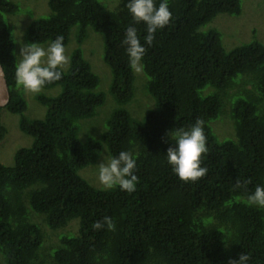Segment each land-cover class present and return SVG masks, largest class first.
<instances>
[{"label": "trees", "instance_id": "1", "mask_svg": "<svg viewBox=\"0 0 264 264\" xmlns=\"http://www.w3.org/2000/svg\"><path fill=\"white\" fill-rule=\"evenodd\" d=\"M125 3L117 0L106 8L100 0H47L48 14L31 20L26 42L62 35L66 45L77 26V46L62 79L44 87L59 86V92L35 94L45 111L28 118L14 81V37L4 17L19 5L0 0V63L10 94L0 111L19 115V130L31 137L11 165L0 162V263L227 264L245 252L250 264H264V209L245 202L264 184V43L252 40L226 50L216 29L201 30L219 13L238 15L242 0H169L170 22L145 45L143 58L145 90L154 108L136 119L120 106L99 140L78 138L77 122L104 101L80 47L88 27L102 35L114 99L123 105L133 96L134 73L121 43L133 23ZM135 26L143 36V23ZM223 112L234 136L218 140L209 123ZM197 119L204 121L209 150L202 166L208 172L185 182L166 162L167 134ZM6 132L0 120V141ZM103 144L110 155L137 153L134 192L96 188L79 175ZM104 216L112 217L114 228L94 229ZM71 219H78L75 235L44 243V231L50 235L48 228Z\"/></svg>", "mask_w": 264, "mask_h": 264}, {"label": "clouds", "instance_id": "2", "mask_svg": "<svg viewBox=\"0 0 264 264\" xmlns=\"http://www.w3.org/2000/svg\"><path fill=\"white\" fill-rule=\"evenodd\" d=\"M124 8L133 23L126 27L121 43L128 58V66L139 74L144 71L143 58L147 52L145 45L151 46L154 34L170 22L172 14L169 0H126ZM140 23L144 25L143 36L135 26ZM22 35L23 33L20 36ZM16 43L19 51L12 53L15 57L14 81L18 88L27 93L39 94L47 84L60 81L71 65L72 57L66 49L62 35H57L46 43L24 42L19 39ZM167 135L171 146L166 149L164 156L172 172L185 182H195L204 177L208 168L202 166V155L209 150L204 121L197 119L187 129H172ZM136 168L137 153L131 150H121L106 159L103 157L97 165L98 184L104 190L118 187L121 191L132 193L138 183ZM248 183L250 181H244L245 185ZM235 187H241L240 181L236 182ZM245 202L249 206L264 209V184L256 185L247 194ZM93 227L97 230L104 227L111 230L114 228V221L112 217L104 216ZM250 260L251 257L244 252L237 259H229L227 264H250Z\"/></svg>", "mask_w": 264, "mask_h": 264}, {"label": "rangeland", "instance_id": "3", "mask_svg": "<svg viewBox=\"0 0 264 264\" xmlns=\"http://www.w3.org/2000/svg\"><path fill=\"white\" fill-rule=\"evenodd\" d=\"M11 1L19 5V10L14 14H6L4 17L14 37V51L18 53L19 45L16 41L19 39L26 42L25 31L28 24L34 18L47 15L49 9L47 0ZM100 2L106 8H113L117 0H100ZM212 28L220 33L223 47L226 50L252 40L264 43V0H242L241 12L238 15L219 13L210 22L202 26L201 30L207 31ZM22 33L23 35L20 36ZM76 34L77 26H74L70 30L69 39L65 45L70 55L77 46L75 41ZM80 47L83 57L89 62L91 70L98 77V85L95 90L101 92L104 97L103 103L96 108L92 116L82 118L77 122V136L80 140H85L86 138L99 140L100 134L105 128L107 118L114 109L120 106L128 110L131 116L136 119H142L148 110L154 108V99L145 90L146 76L143 72L139 74L133 72L134 93L132 98L123 105H119L116 102L109 89L111 73L102 58L103 38L100 33L88 27L86 38ZM141 76L143 77L142 84V79H139ZM206 89L208 88H205L203 91ZM19 90L27 102L25 115L28 118L41 117L44 114L45 108L36 101L35 95L27 93L20 88ZM59 90V86L47 89L43 88L39 94L54 96ZM18 118L19 115L17 114L9 113L4 109L0 111V120L7 130L4 139L0 141V162L5 165H11L15 151L22 146L29 145L31 141L30 136L19 130ZM209 125L212 133L218 140L230 139L234 136L232 120L225 112L221 113L216 119L211 120ZM109 155L106 145L103 144L95 161L81 168L79 175L92 186L101 188L96 177L97 165L103 157L106 159ZM77 227L78 219H71L60 228H48V234L50 235H47L43 230L45 233L44 243L46 241L48 243L56 239L58 240L63 235L73 236L77 233Z\"/></svg>", "mask_w": 264, "mask_h": 264}, {"label": "water", "instance_id": "4", "mask_svg": "<svg viewBox=\"0 0 264 264\" xmlns=\"http://www.w3.org/2000/svg\"><path fill=\"white\" fill-rule=\"evenodd\" d=\"M9 89L5 78L3 67L0 63V109L4 107L9 100Z\"/></svg>", "mask_w": 264, "mask_h": 264}]
</instances>
